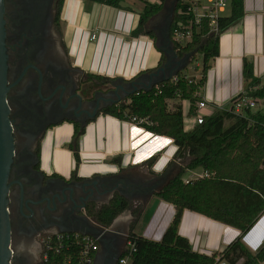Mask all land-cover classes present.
Listing matches in <instances>:
<instances>
[{
	"label": "trees",
	"instance_id": "obj_1",
	"mask_svg": "<svg viewBox=\"0 0 264 264\" xmlns=\"http://www.w3.org/2000/svg\"><path fill=\"white\" fill-rule=\"evenodd\" d=\"M86 1L121 8L127 0ZM166 1L158 0L157 4L144 1L139 26L131 34L133 38L148 36L156 41L155 33L147 31L146 25L162 12ZM63 6L64 0H60L58 23L62 22ZM187 9L181 0H177L170 34L173 38L180 22L186 26L192 25L191 41L185 46L174 42V49L180 58L186 55L202 56L201 78L188 80L185 75L188 68L186 67L177 73L176 80L159 83L148 92L139 91L119 103L104 108L99 113V115H110L126 121L134 118L143 120L145 122L139 125L140 127L153 134L171 138L178 148L167 168L173 169V172L167 174L161 189L155 193L158 198L174 206L176 210L174 220L160 242L136 235L132 226L127 239L135 244L131 264H216L218 256L227 260L229 264H264V244L256 254H253L243 243V236L264 215V112L249 109L244 115L237 116L229 110H218L211 116H205L202 124L186 131L182 104L184 101H189L190 116L196 114L197 103L201 100L196 93L207 82L211 61L220 54L221 35L243 20L244 0L231 1V14L219 19L217 32L210 31L207 21L201 25L192 23L193 16ZM165 59L163 54L159 67L164 64ZM154 71L140 73L130 81ZM243 74L247 82V95L264 100V88H259L261 82L255 77L253 61L244 59ZM92 76L97 81L98 89L102 84L117 80L98 75ZM240 97L242 94L234 98L231 105ZM170 101H176L171 111L169 110ZM228 122L231 123L229 126H227ZM85 130L86 128H80L75 124L74 135L68 145L77 165L71 175L73 180L80 179L78 177V168L81 164L80 139L85 134ZM177 159H182V163L175 165ZM155 160L156 158L151 159L148 165L152 166ZM120 161V158L114 159L116 163ZM197 169H202L208 176L184 181L188 171ZM129 208V200L116 195L101 209L92 207L89 210V216L99 226L108 228ZM185 210L202 214L214 221L236 228L241 231L242 236L220 254L209 257L197 253L190 242L179 234ZM142 214L141 208L134 211L136 218ZM56 246L57 242L54 241L47 250L51 264H80L77 246L65 243L63 247L55 249ZM127 253L128 249L123 255Z\"/></svg>",
	"mask_w": 264,
	"mask_h": 264
},
{
	"label": "crops",
	"instance_id": "obj_2",
	"mask_svg": "<svg viewBox=\"0 0 264 264\" xmlns=\"http://www.w3.org/2000/svg\"><path fill=\"white\" fill-rule=\"evenodd\" d=\"M147 1L159 3L158 0ZM227 1L228 6L221 17L231 14L232 0ZM124 3L121 8H115L86 0L64 1L62 33L69 57L76 67L90 75L124 81L159 69L164 53L156 41L148 36H131L139 26L144 5L127 7ZM244 11L243 20L220 37V54L211 61L207 82L199 90L201 99L208 103V109L201 111L202 116L228 110L231 101L246 92L247 82L243 74L245 58L253 61L255 77L261 82L259 88L264 87V0H244ZM146 30L152 31L147 26ZM182 104L185 130L190 131L196 126L188 120L193 117L190 116L191 103L184 101ZM73 135L74 126L70 122L47 133L41 149V170L45 174L71 179L77 166L74 154L68 148ZM177 150L169 137L153 134L130 121L100 114L90 121L80 139L78 177L86 180L95 176L133 175L144 181L156 180L173 172V169L167 168ZM116 158L121 159L120 163L114 162ZM153 158L156 160L152 166L148 165ZM203 174L202 169H197L188 171L184 178L189 181L201 178ZM157 191L153 190L143 200H134L133 205L130 204V208L117 218L113 227L116 232L122 233L124 239L128 238L134 226L136 235L155 242L162 240L176 210L172 204L158 198L155 195ZM139 208L143 209V214L136 218L134 211ZM179 234L190 242L195 252L209 257L222 253L242 236L240 230L190 210L184 212ZM243 243L253 254L261 249L264 244V215L243 236ZM125 246H122L121 252ZM31 250L41 258V250ZM102 251L100 245L95 259Z\"/></svg>",
	"mask_w": 264,
	"mask_h": 264
},
{
	"label": "flooded vegetation",
	"instance_id": "obj_3",
	"mask_svg": "<svg viewBox=\"0 0 264 264\" xmlns=\"http://www.w3.org/2000/svg\"><path fill=\"white\" fill-rule=\"evenodd\" d=\"M59 2L5 0L7 103L14 142L8 182L13 264H38L40 257L31 249L42 252L48 238L86 228L81 217H90L92 207L101 209L116 195L130 204L143 200L166 179L144 181L130 175L65 180L41 170L42 143L49 131L65 122L86 128L95 113L123 98L132 82L117 79L98 89L95 77L74 65L58 23ZM167 11L146 25L163 39ZM165 57L169 74L178 63L172 54ZM116 241L120 244L122 238Z\"/></svg>",
	"mask_w": 264,
	"mask_h": 264
},
{
	"label": "water",
	"instance_id": "obj_4",
	"mask_svg": "<svg viewBox=\"0 0 264 264\" xmlns=\"http://www.w3.org/2000/svg\"><path fill=\"white\" fill-rule=\"evenodd\" d=\"M176 2L177 0L173 2L172 7L169 9V24L166 31H164V39L157 36L156 44L164 55H173V59L178 63L177 68L167 74L166 69L168 68L169 63H166L155 72L140 76L131 82L130 91L127 92L123 98L113 101V104L119 103L123 99H126L139 91L148 92L159 83L173 79L177 76L179 71H183L186 67H188L189 58L192 55H187L185 59L180 60L178 54L175 52L174 43L170 34ZM167 4L168 0L166 1L162 12L155 17H159L163 14L167 8ZM4 14L5 0H0V264H11L10 262L13 260V249L11 244V220L8 212V195L10 188L8 182L14 158V142L12 136V126L9 119L10 110L7 103L8 66L5 46L6 29ZM99 113L100 111L95 113L92 120H94ZM76 184H79V182ZM81 220L86 225V228L81 227L80 229L69 231V233H80L82 235H89L98 239L103 251L99 253L93 264H118L122 255L121 248L127 243L128 238L124 239L122 233L115 231L113 226L117 219L108 228L99 226L86 215H83ZM118 236L122 238V242L120 244L116 241Z\"/></svg>",
	"mask_w": 264,
	"mask_h": 264
},
{
	"label": "built area",
	"instance_id": "obj_5",
	"mask_svg": "<svg viewBox=\"0 0 264 264\" xmlns=\"http://www.w3.org/2000/svg\"><path fill=\"white\" fill-rule=\"evenodd\" d=\"M181 1L183 5L187 6L188 13L193 16L192 23L201 25L204 21H207L210 31H218V21L221 18L222 11L228 6L227 0ZM192 31L193 30L191 24L186 26L182 22H180L175 29L173 39L177 43H182L184 40L188 39L190 40L192 38ZM173 80H176V77H174ZM196 96L200 97V91L196 93ZM257 102L258 99L249 97L245 92L242 94V97L232 103L231 107L228 110L237 116H241L244 115L247 110L255 108ZM205 109H208V103L205 100L201 99L197 103L196 114L193 117H190L188 120L195 125L202 124L205 116L201 115V111ZM130 122L139 126L142 125L145 121L137 120L136 118H134ZM204 176L208 175L204 173L202 177ZM54 241L57 242V246L55 247V249L63 247L65 243L70 244V246H77L80 253V264H93L95 256L100 250L98 239L94 238L93 236L82 235L80 233L62 234L56 237H50L45 241L41 252V258L38 264H51L49 262L50 257L47 254V250L50 248V244ZM126 246L122 251V255L118 261V264H131V255L133 254V252H135V244L127 240ZM126 249H128V253L123 255ZM10 263L13 264V260ZM216 264H229V262L225 259H221V257L218 256L216 258Z\"/></svg>",
	"mask_w": 264,
	"mask_h": 264
},
{
	"label": "rangeland",
	"instance_id": "obj_6",
	"mask_svg": "<svg viewBox=\"0 0 264 264\" xmlns=\"http://www.w3.org/2000/svg\"><path fill=\"white\" fill-rule=\"evenodd\" d=\"M144 1L145 0H129L127 1L126 3H124L125 6H131L133 7L134 4L137 5L138 7H141L144 5ZM175 0H168V4H167V7L170 9L173 5V2ZM166 17L164 18L165 20L167 19V16H169V12L167 11ZM190 41L189 39L188 40H184L182 43H180L182 46H185L187 44V42ZM193 56V55H192ZM190 56L189 58V65H190V69L187 68L186 70V78L188 80H191V79H194V80H198L201 78V71H202V68H203V58L202 56L200 55H194V57ZM192 58H195V60ZM188 65V66H189ZM197 65H199V67H197ZM173 101H170L169 102V110L171 111L172 108H173ZM254 111H258V110H262L264 112V100L263 99H258V102L255 106V108H253ZM231 123L228 122L227 123V126H229ZM177 163V164H176ZM175 165H179L180 163H182V159H177ZM179 163V164H178ZM198 179V178H197ZM192 180H196V179H192ZM192 180H189V181H192ZM184 181H188V179L184 178ZM158 190L161 189L160 188H157Z\"/></svg>",
	"mask_w": 264,
	"mask_h": 264
}]
</instances>
